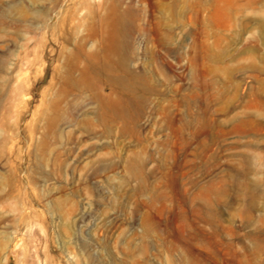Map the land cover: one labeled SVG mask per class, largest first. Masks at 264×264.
I'll return each instance as SVG.
<instances>
[{"label": "rangeland", "instance_id": "obj_1", "mask_svg": "<svg viewBox=\"0 0 264 264\" xmlns=\"http://www.w3.org/2000/svg\"><path fill=\"white\" fill-rule=\"evenodd\" d=\"M0 264H264V0H0Z\"/></svg>", "mask_w": 264, "mask_h": 264}]
</instances>
